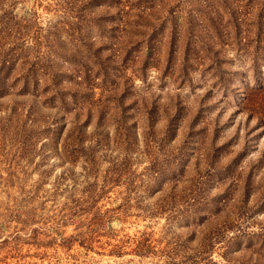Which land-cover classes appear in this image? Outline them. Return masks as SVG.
Masks as SVG:
<instances>
[{
  "label": "rangeland",
  "instance_id": "1",
  "mask_svg": "<svg viewBox=\"0 0 264 264\" xmlns=\"http://www.w3.org/2000/svg\"><path fill=\"white\" fill-rule=\"evenodd\" d=\"M0 264H264V0H0Z\"/></svg>",
  "mask_w": 264,
  "mask_h": 264
},
{
  "label": "trees",
  "instance_id": "2",
  "mask_svg": "<svg viewBox=\"0 0 264 264\" xmlns=\"http://www.w3.org/2000/svg\"><path fill=\"white\" fill-rule=\"evenodd\" d=\"M25 85V83H23Z\"/></svg>",
  "mask_w": 264,
  "mask_h": 264
}]
</instances>
